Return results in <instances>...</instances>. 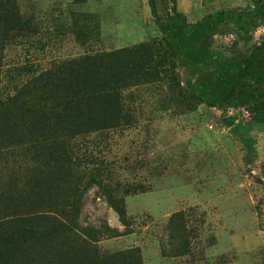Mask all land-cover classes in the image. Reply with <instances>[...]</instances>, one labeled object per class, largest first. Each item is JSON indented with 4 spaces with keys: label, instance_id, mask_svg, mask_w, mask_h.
<instances>
[{
    "label": "rangeland",
    "instance_id": "rangeland-1",
    "mask_svg": "<svg viewBox=\"0 0 264 264\" xmlns=\"http://www.w3.org/2000/svg\"><path fill=\"white\" fill-rule=\"evenodd\" d=\"M173 4L195 24L250 7L251 0H166L160 14ZM0 6L14 7L24 26L9 31L0 50L3 101L63 61L162 39L147 0H0ZM263 35L264 26L245 36L222 25L207 62L245 52ZM175 74L174 83L160 77L125 90L117 127L66 140L74 178L57 191L77 190L80 227L100 232L98 252L124 255L122 264H264V114L245 102L209 107L189 93L186 84L214 78L212 68L177 67ZM15 158L0 160V192L26 183L38 168ZM116 204L124 206L123 217ZM50 260L45 255L39 264Z\"/></svg>",
    "mask_w": 264,
    "mask_h": 264
},
{
    "label": "trees",
    "instance_id": "trees-1",
    "mask_svg": "<svg viewBox=\"0 0 264 264\" xmlns=\"http://www.w3.org/2000/svg\"><path fill=\"white\" fill-rule=\"evenodd\" d=\"M164 2L147 0L161 40L63 61L34 76L15 96L0 99V152L21 149L18 155L0 153V160L39 164L20 189L16 184L0 192V264H39L45 255L52 259L49 264L124 262V255L98 252L100 232L78 223L77 190L64 196L56 185L74 178L65 141L117 127L124 121L125 90L160 77L174 83L177 67L212 68L214 78L188 82L187 91L209 107L245 102L253 113L264 114V35L245 52L207 62L220 26L231 24L245 36L264 26V0L215 12L195 24L187 23L174 4L161 15ZM23 27L14 7L0 6V50L9 31ZM113 207L124 216L122 204Z\"/></svg>",
    "mask_w": 264,
    "mask_h": 264
}]
</instances>
